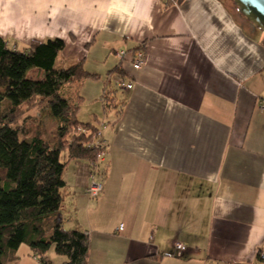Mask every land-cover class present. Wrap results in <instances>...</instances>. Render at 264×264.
<instances>
[{
	"label": "crops",
	"instance_id": "obj_1",
	"mask_svg": "<svg viewBox=\"0 0 264 264\" xmlns=\"http://www.w3.org/2000/svg\"><path fill=\"white\" fill-rule=\"evenodd\" d=\"M0 38L15 49L62 39L59 67L82 60L102 76L83 88L86 102L99 99L94 125L107 122L97 198L88 194L92 164L63 160L61 211L68 230L88 235V264H259L264 32L234 4L0 0ZM137 49L140 69L115 56ZM116 67L131 90L111 88ZM107 95L118 116L105 110Z\"/></svg>",
	"mask_w": 264,
	"mask_h": 264
},
{
	"label": "trees",
	"instance_id": "obj_2",
	"mask_svg": "<svg viewBox=\"0 0 264 264\" xmlns=\"http://www.w3.org/2000/svg\"><path fill=\"white\" fill-rule=\"evenodd\" d=\"M164 1L169 7L177 0ZM65 46L62 39H49L15 49L0 38V264L8 250L22 244L40 257V264H51L46 255L52 247L66 258L62 264H88V235L64 227L66 162L61 154L67 151L70 160L98 163L97 126L79 121L78 114L86 101L80 88L101 76L88 71L82 60L59 67ZM32 69L42 76L29 77ZM113 72L125 76L118 67ZM104 101L106 111L121 113L115 98L107 95ZM37 110L50 111L56 122L52 132L31 116ZM262 252L259 249V264H264Z\"/></svg>",
	"mask_w": 264,
	"mask_h": 264
},
{
	"label": "rangeland",
	"instance_id": "obj_3",
	"mask_svg": "<svg viewBox=\"0 0 264 264\" xmlns=\"http://www.w3.org/2000/svg\"><path fill=\"white\" fill-rule=\"evenodd\" d=\"M228 2V4H234L232 0H226ZM237 8V7H236ZM116 56V55H115ZM129 60H125L123 62L124 63H128ZM110 63H112V60H110ZM117 73V72H116ZM103 82L105 81L106 78V74L103 73ZM29 76L31 78H36L39 77L40 74H38L37 71L33 70L29 73ZM102 77V76H101ZM102 79V78H101ZM100 79V80H101ZM100 80L98 81H87L82 88H80V92L82 95H84L83 93L84 91V86H86L87 84H94V83H100ZM107 81V80H106ZM112 89H115V83L112 81V84L110 85ZM77 87V86H76ZM116 90V89H115ZM75 91V90H74ZM63 95H67L66 91L62 92ZM84 97H87V95ZM99 104V99H93L89 102H86L81 106V109L79 111L78 114V120L84 123H89V122H93L94 123V116L92 114L93 109H97V105ZM31 116L38 118V121H40V125H43L44 128L47 129V132L50 133L52 132V130L55 128V119L53 118V116L51 115L49 110H42V111H32L31 112ZM65 156H67V151H63L61 154V159L64 160ZM101 160L98 161L97 164L92 165V173L98 168L99 169V162ZM98 165V167H97ZM91 173V176H92ZM101 174V172H100ZM98 175V180L100 179L101 175ZM101 180V179H100ZM102 181V180H101ZM103 183V181H102ZM65 229H68V225L64 223ZM67 226V227H66ZM46 258L48 261H51L52 264H62L63 261L66 260L65 257L63 256H59L55 253L54 247H52L50 249V251L47 253ZM39 260L40 257L37 256L29 247L28 244H22L20 245V247L16 250H8L7 254L4 256L3 258V264H39Z\"/></svg>",
	"mask_w": 264,
	"mask_h": 264
},
{
	"label": "built area",
	"instance_id": "obj_4",
	"mask_svg": "<svg viewBox=\"0 0 264 264\" xmlns=\"http://www.w3.org/2000/svg\"><path fill=\"white\" fill-rule=\"evenodd\" d=\"M116 57L119 61L122 63L125 60H129L131 64H133V67L135 69H140L143 64L146 61V54L143 49H137V50H117L115 52ZM122 67V66H120ZM112 81L115 83V87L118 90H131L133 88V84L131 81L128 80L126 76H122L118 73H112L108 76V83L112 84ZM264 109V105L261 107ZM107 128V122L103 121L100 122L99 126L97 127L96 133H95V147L99 149L98 159L102 160L105 156V144L104 141H102V134L103 131ZM98 167V165H97ZM100 174V170L97 168L91 176V185L88 189V194L91 196V198H97L100 193L103 191L104 185L102 181L98 180V175ZM124 229V226L121 225L120 231ZM177 249L179 251H185L187 248L186 246L182 244H177ZM172 254L166 253L165 256H171ZM261 259L264 261V252L261 254Z\"/></svg>",
	"mask_w": 264,
	"mask_h": 264
},
{
	"label": "water",
	"instance_id": "obj_5",
	"mask_svg": "<svg viewBox=\"0 0 264 264\" xmlns=\"http://www.w3.org/2000/svg\"><path fill=\"white\" fill-rule=\"evenodd\" d=\"M239 13L264 32V0H232Z\"/></svg>",
	"mask_w": 264,
	"mask_h": 264
}]
</instances>
